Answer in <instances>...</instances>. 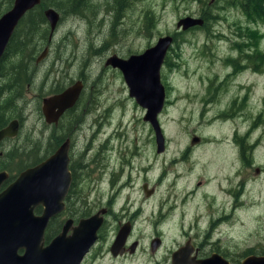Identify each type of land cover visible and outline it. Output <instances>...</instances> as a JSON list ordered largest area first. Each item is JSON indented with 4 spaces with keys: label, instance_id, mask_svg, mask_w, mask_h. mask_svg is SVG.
I'll list each match as a JSON object with an SVG mask.
<instances>
[{
    "label": "rangeland",
    "instance_id": "374dc122",
    "mask_svg": "<svg viewBox=\"0 0 264 264\" xmlns=\"http://www.w3.org/2000/svg\"><path fill=\"white\" fill-rule=\"evenodd\" d=\"M207 1L130 0L117 11L113 0H90L73 14L61 8L64 1L47 5L60 14L51 41L43 12L37 31L28 26L30 35L23 34L29 45L3 63L1 74H10L12 59L31 56L35 76L14 96L15 105L0 110L9 121L22 122L16 137L0 142V169L15 173L30 165L40 142L46 154L52 151L46 148L55 134L47 137L42 98L81 80V95L64 122L75 140V160L85 164L93 184L80 188L93 210L117 194L108 232L117 220L135 221L136 234L158 232L164 243L159 257L187 236L203 242L204 251L218 247L239 259L244 250L264 251V60L255 69L250 58L264 52V22L249 19L231 0H216L209 7L217 16L209 31L192 27L177 35L161 67L168 93L158 114L166 138L160 152L145 108L129 94L121 71L105 65L114 52L125 57L173 34L180 17L202 16ZM11 6L0 0V13ZM228 58L242 66L234 69ZM4 81L0 76V87ZM14 90V83L2 88V99ZM194 135L200 139L192 143ZM145 182L154 193L145 194Z\"/></svg>",
    "mask_w": 264,
    "mask_h": 264
},
{
    "label": "water",
    "instance_id": "95a60500",
    "mask_svg": "<svg viewBox=\"0 0 264 264\" xmlns=\"http://www.w3.org/2000/svg\"><path fill=\"white\" fill-rule=\"evenodd\" d=\"M38 3L40 0H13L12 6L0 16V56L20 18ZM44 15L50 22V33H52L60 15L52 6L44 10ZM203 22L202 17L186 15L177 21L176 26L186 29ZM172 39L170 34L161 35L154 44L147 46L141 52L131 53L127 57L112 53L105 60V64L117 66L122 71L130 95L145 108L143 118L154 129L157 152L165 149V136L158 120V113L165 99L160 69ZM44 53L45 51L42 54ZM82 88V81L76 80L61 91L44 96L42 112L46 121H57L58 116L65 109L75 104ZM18 127L19 120L11 119L7 125L0 128V140L5 136L16 135ZM198 140L199 137L194 135L191 142ZM68 147L69 141L65 139L40 161V164L35 163L26 167L5 186L2 185L9 173L5 169L0 170V234L4 236V240H0V243L6 245L4 251L0 253L2 256L0 264H9L10 259L17 257L15 249L21 245L25 247L23 261L20 262L22 264H63L59 259L65 257L72 261L70 264H75V260H79L95 239L97 229L103 220L100 212L104 209L81 218L77 225H70L71 234L67 235L69 225L65 224L48 245L40 244L47 219L62 208L59 199L63 197L70 183ZM144 189L146 194L152 192L146 184ZM40 202L44 210L41 215H37L33 212V208ZM128 231L129 227L122 229L118 238H124ZM178 254L179 252L174 255ZM240 263L264 264V255L250 253L245 255ZM194 264L230 263L224 256L214 252L210 256L196 260Z\"/></svg>",
    "mask_w": 264,
    "mask_h": 264
},
{
    "label": "flooded vegetation",
    "instance_id": "af4514ba",
    "mask_svg": "<svg viewBox=\"0 0 264 264\" xmlns=\"http://www.w3.org/2000/svg\"><path fill=\"white\" fill-rule=\"evenodd\" d=\"M1 14L2 13H0V15ZM11 38L9 40H11ZM48 39V41L50 42V38ZM46 47L48 48V46ZM5 51L6 49L4 50L3 54L5 53ZM38 56L37 58H35V65L37 63H40V57ZM27 61L29 62V59ZM35 65L33 67H35ZM42 82L43 84L40 83V88H38V90H40L41 92H43L45 89L44 78L42 79ZM74 107L75 106H71L65 109L63 113L58 116V120L55 122L46 121L44 114L41 111L44 118V124L48 127L47 137L55 134L54 140H56V145L52 151H54L65 139H68V167L70 169V183L68 189L64 193L63 197L59 199V202H62V208L48 217L40 241V244L42 246L48 245L60 233L65 224L69 225L67 232V235H69L71 234L70 225H77L81 218L87 217L97 212L98 210L104 209L103 212H100V214L103 216V220L101 225L97 229L95 239L89 245L87 250L82 254L79 260H75V264H194L196 260L210 256L214 252H217L224 256V258L227 259L230 264H241V259H235L234 256L229 255V252H222L218 247L210 248L209 252L204 251L203 242H196L190 236H187L183 240V242H178L174 247L169 246L167 249L165 247L164 253L162 252L161 254H159L161 255L159 257L157 256V253L164 246L162 235L158 232L154 234H136L132 231L133 226H135V221L132 220H117L115 226L111 228L113 232H108L109 216L113 213V200L117 194L115 192V194L110 196V198L106 201L105 206H101L93 210V203L89 201V199L86 197V194H83L80 191V188L83 190L84 183L87 184L89 189L91 188V186H93V184L92 181L87 178L88 175L85 173V164H82L81 162L78 163L75 160L76 158L73 154L75 140L74 138H71L70 126H68L66 122H64L66 116L72 111ZM20 120L21 119H19V121ZM43 128L44 126L40 131V139H43L44 137ZM59 129L62 130L61 133L59 132L58 134H56L55 131ZM21 130L22 122H19L17 135L21 132ZM17 135L13 137H16ZM60 137H64L61 142L57 140ZM6 138L7 137L3 138L0 142H2ZM39 149L40 155H38L30 165H24L16 169L17 171L15 173H11V170L7 167L1 168L0 170L5 169L9 173L8 178L5 180L2 186L8 184L26 167L31 166L35 163L40 164V161H42L47 155L52 152L51 151L49 154H46L41 142L39 143ZM0 155H2V151H0ZM19 159L21 161L24 160L23 157H20ZM144 184L142 186V189L145 192ZM148 189H152V193L155 192L154 186L148 187ZM43 210L44 206L41 202L33 208V212L37 215H41L43 213ZM126 227H129L128 233L124 238H118V236H121V234H119L120 231L122 233V229ZM143 237H146V239L143 240ZM0 240H4V236H2V234H0ZM5 247V244L0 243V253L4 251ZM15 252L17 253V257H13L14 259H10L9 264H22L20 262L23 261L22 256L25 253V247L23 245L18 246L16 247ZM177 252H179V254L174 255ZM245 255L247 254H244L242 257H244ZM1 258L2 256H0V259ZM68 259V257H65L59 259V261L64 264V260L65 264H70L72 261Z\"/></svg>",
    "mask_w": 264,
    "mask_h": 264
},
{
    "label": "trees",
    "instance_id": "16d2710c",
    "mask_svg": "<svg viewBox=\"0 0 264 264\" xmlns=\"http://www.w3.org/2000/svg\"><path fill=\"white\" fill-rule=\"evenodd\" d=\"M12 1L13 0H9V3H11ZM60 1H64L66 3L67 7L65 8L61 7L62 9H64L65 13L68 12L70 14H73V13H81L83 11L81 10V8L84 6H87L90 0H42L41 4L29 10L25 14L23 18L24 24L20 25L18 28L15 29L13 36L8 44L6 54H4L2 58H0V76H4L6 80V82L4 81V84L2 85L3 87H0V91L2 88H6L9 90L10 87L12 88L13 83H14V88H15L14 95L12 96H5L4 99H2L3 96L0 95V110L2 108L4 111L5 109H8L12 105H15L16 97L14 98V96L15 95L19 96L20 94H22V89L24 88L25 83L26 82L32 83L34 75H35V72H34V75L30 74L32 63H33L32 57L28 56L26 58L24 54L23 55L18 54V58L12 59V61L9 62V66L11 68L10 74H6V72H4L2 75L1 73L3 69V63L6 60L5 57L9 56L10 52H14V53L21 52L22 50L25 49L26 44L29 45V43H26L24 41V35H23L25 33L30 35L31 32L28 30V26L31 30H36L38 28V25L40 27V23L42 22L40 21V18L41 20H44L43 9L49 4L55 6ZM113 1L116 4L115 8L117 11L122 9L123 6L125 7L130 2V0H113ZM215 1L216 0H213L211 3L207 1L206 2L207 4L203 6L205 13L204 12L203 13L201 12V13L204 19V23L199 26L196 25L195 28L204 27L206 30L209 31V28L212 25V21H214L217 18V16H215L212 13V10H209V7L213 5ZM231 1L232 3H236L237 5H239L241 10L247 15L249 19L255 20V21L261 20L264 22V0H231ZM150 18L153 21L152 15H150ZM35 24H37L36 27H35ZM151 25L152 24H150V26ZM178 38L179 37L175 36L174 41L176 42ZM170 48L168 49V51L170 50ZM250 58L253 62V67L257 69L259 68L260 63L264 60V52H260V51L254 52L250 56ZM28 59H29V62L27 61ZM228 61L233 65L234 69H237L238 67H240L238 60H235L234 58H228ZM22 66L26 68L25 70L23 69L24 71L23 70L21 71ZM22 76L23 78L20 79V77ZM58 90L59 89H57L56 91ZM0 114H1L0 115V128H1L9 121V118L5 117L3 113H0ZM63 139L64 137H60L57 140L61 142ZM55 145H56L55 142L54 143L49 142V145L47 146L46 150H49V151L53 150ZM250 252H255V251L251 248L248 250H244L239 255L248 254ZM261 253H264V251H261ZM235 259L239 260L238 258H235Z\"/></svg>",
    "mask_w": 264,
    "mask_h": 264
}]
</instances>
